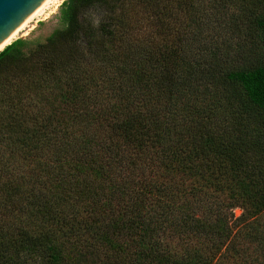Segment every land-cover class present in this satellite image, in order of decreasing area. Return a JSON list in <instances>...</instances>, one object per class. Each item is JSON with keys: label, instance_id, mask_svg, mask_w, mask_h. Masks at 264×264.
Segmentation results:
<instances>
[{"label": "trees", "instance_id": "16d2710c", "mask_svg": "<svg viewBox=\"0 0 264 264\" xmlns=\"http://www.w3.org/2000/svg\"><path fill=\"white\" fill-rule=\"evenodd\" d=\"M208 8L66 0L0 52V264H264V16Z\"/></svg>", "mask_w": 264, "mask_h": 264}, {"label": "rangeland", "instance_id": "374dc122", "mask_svg": "<svg viewBox=\"0 0 264 264\" xmlns=\"http://www.w3.org/2000/svg\"><path fill=\"white\" fill-rule=\"evenodd\" d=\"M58 4L56 7L51 5L45 11L46 18L44 16L36 18L32 20L27 27L18 34L15 38L27 40L29 42H43L49 35L57 28L60 27V20H59V11L62 3L66 0H57ZM202 1V0H199ZM253 2L254 5H257V0H243V1H232V0H208V9L211 10L213 14H216L218 17L222 15L221 12L224 14V18H212V21H236L242 25V22L247 23V18L252 17L254 19L258 17L264 16V10L258 11L251 3ZM226 5V6H225ZM222 6V11L217 9ZM250 9L256 11L252 12L249 11ZM253 13V14H251ZM252 15V16H251ZM215 23V22H214ZM261 54L264 55V50L261 51ZM235 216H239L241 211L239 209L234 210Z\"/></svg>", "mask_w": 264, "mask_h": 264}, {"label": "water", "instance_id": "95a60500", "mask_svg": "<svg viewBox=\"0 0 264 264\" xmlns=\"http://www.w3.org/2000/svg\"><path fill=\"white\" fill-rule=\"evenodd\" d=\"M42 1L43 0H0V46L9 38L16 28L39 7ZM15 40L16 39L13 41ZM12 42L6 46L10 45ZM2 50H0V52Z\"/></svg>", "mask_w": 264, "mask_h": 264}, {"label": "bare ground", "instance_id": "6f19581e", "mask_svg": "<svg viewBox=\"0 0 264 264\" xmlns=\"http://www.w3.org/2000/svg\"><path fill=\"white\" fill-rule=\"evenodd\" d=\"M57 4V0H43L39 7L26 20H24L18 28H16V30L9 36V38H7V40L4 41V43L0 46V50H2L7 44L12 42L32 20L42 16L46 18L47 15H45V11L47 10V8H49L51 5H54L56 7Z\"/></svg>", "mask_w": 264, "mask_h": 264}]
</instances>
